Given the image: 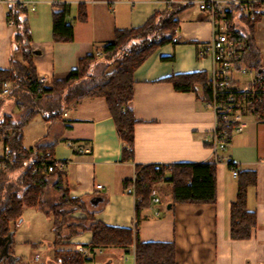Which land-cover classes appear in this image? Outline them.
Returning a JSON list of instances; mask_svg holds the SVG:
<instances>
[{"label":"crops","instance_id":"0c3cea01","mask_svg":"<svg viewBox=\"0 0 264 264\" xmlns=\"http://www.w3.org/2000/svg\"><path fill=\"white\" fill-rule=\"evenodd\" d=\"M11 0H0V70L11 65V58L23 60L21 49L13 39L14 27L8 17ZM30 26L32 56L40 75L47 77L46 87L55 79L66 78L77 67L79 59L103 50L112 41L117 29L141 26L157 10L169 6L165 0H25ZM70 6L67 16L73 25L71 41L53 39V4ZM85 4L87 19L78 18L79 4ZM224 3L212 13L200 9L196 2L181 11L177 18V41L157 47L134 72L133 158L123 159L124 141L120 137L104 96L84 97L70 103L63 114L46 120L37 114L24 127L23 145L30 148L41 142L51 145L54 158L66 162L64 185L69 195L83 200L95 217L106 224L133 227L136 196L126 190L125 182L136 175L137 164H172L176 162L215 161L210 146L215 127V112L195 91H178L165 77L184 72H206L214 62L211 56L199 57L198 45L209 41L221 25L224 14L232 21L233 33L249 40V46L237 64L235 81L242 87L253 78L255 64L264 68V54L251 32V23L240 11ZM232 10V12H230ZM261 17L264 8L259 11ZM231 14V15H230ZM257 19V18H256ZM259 19V20H260ZM247 31L250 34H247ZM252 37V41L250 39ZM258 56L256 58V51ZM240 67L250 69L242 73ZM259 73V72H258ZM3 96L0 83V97ZM250 119V117H252ZM250 142L257 150L254 157L235 159L227 146V159L217 164V199L213 203H173V185L155 190L162 202L150 203L141 210L139 235L143 241H175L177 264H264V116L249 108L245 111ZM251 130H247L248 124ZM91 147L90 151L73 150L68 141ZM2 141L0 140V146ZM77 148V147H76ZM239 169H255L257 184L249 186L247 206L256 211L257 224L246 239H234L230 234L231 203L237 196L238 178L233 176L228 162ZM167 182V181H166ZM97 183L104 187L96 188ZM51 189H54L50 187ZM50 188L47 191L49 198ZM56 191V190H55ZM55 197L60 194L56 191ZM53 195V197H54ZM50 199V198H49ZM52 199L53 201L58 200ZM155 210L160 213L155 214ZM78 215V211L75 212ZM11 234L9 256L0 264H32L36 252L46 255L49 264L55 248L90 247L92 231L73 235L53 246V220L44 210L26 207L17 223L9 224ZM3 244H0V249ZM84 255L83 264H135L133 245L94 247Z\"/></svg>","mask_w":264,"mask_h":264},{"label":"trees","instance_id":"16d2710c","mask_svg":"<svg viewBox=\"0 0 264 264\" xmlns=\"http://www.w3.org/2000/svg\"><path fill=\"white\" fill-rule=\"evenodd\" d=\"M193 2L194 0H181L155 11L141 26L117 29L114 39L103 46L102 56L95 53L81 57L77 67L66 78L55 79L51 87L44 86L42 89L38 88L37 70L32 59L35 50L30 46L27 8L16 0L9 2L8 17L14 27L13 39L19 44L17 48L21 49L23 60L11 58L10 67L0 70V79L12 83L9 92L0 97V140L8 146L10 155L15 159L12 165L0 170V191L6 190L5 194L0 195V234L10 233V222L20 221L23 210L32 206L51 216L55 247L75 234L91 230V249L133 245L135 264H177L175 241L141 240V210L150 203L152 190L162 181L172 183L173 203L215 202V161L137 164L134 226L119 227L97 219L83 200L69 195L68 188L64 185L65 169L56 166L52 172H48L39 167V164L29 162L31 151L23 145V136L24 127L37 114L46 120H54L73 101L101 95L106 98L119 135L124 141L123 159H132L130 147L133 146L134 125L137 122L133 114L134 72L157 47L172 41L180 25L177 15L193 5ZM231 9L237 10L238 5L232 3ZM69 11L70 6L65 2L53 4L55 41H71L74 38L73 25L67 20ZM260 15L257 12V18ZM78 18L87 19V9L83 3L79 4ZM255 56L257 58L258 50ZM259 61L257 58L254 64L257 70L261 68ZM259 74L264 77V72ZM164 80L170 81L178 91H195L201 100L208 102L212 98L211 89L206 85V72L176 73ZM12 101L20 110L19 118L16 119L5 112L7 104ZM253 111L264 116V99L255 104ZM36 145L43 150H51V145H45L42 141ZM228 166L230 169H238L237 196L231 203L230 234L234 239L250 238L257 224V215L256 211L247 206V193L249 186L257 184V171L239 169L232 161L228 162ZM15 170H20V173L11 182L8 174ZM130 182L131 180H127L125 185L128 186ZM50 187L60 194L58 201L47 198ZM76 211H81L85 216L70 220L69 214ZM86 259L76 249L55 248L51 263L83 264Z\"/></svg>","mask_w":264,"mask_h":264},{"label":"built area","instance_id":"2783aa9c","mask_svg":"<svg viewBox=\"0 0 264 264\" xmlns=\"http://www.w3.org/2000/svg\"><path fill=\"white\" fill-rule=\"evenodd\" d=\"M25 7L28 2L25 0H16ZM56 1V0H54ZM168 5H172L181 0H165ZM197 6L202 10H210L215 12L216 8L224 3H235L238 5L240 13L249 21L256 20L257 12L264 8V0H194ZM12 23V21H10ZM232 21L224 14L221 18V25L216 28L212 38L209 41L198 45L197 52L199 57L211 56L214 62L211 73L209 74L206 85L211 89L212 98L208 104L215 112V127L213 130L210 146L215 153V161L224 159L219 153L225 151L232 136L235 133L243 132L247 126L245 119V111L249 108L253 109L256 103L264 99V77L256 70L252 73L253 78L242 87H239L235 81V72L237 64L243 57L249 46V40L245 37L234 35ZM179 35L175 33L173 41H177ZM98 56L103 55V50H98ZM242 73L250 72L246 67H240ZM47 82L45 75H40L37 79L38 88L42 89ZM2 92L8 93L11 82L1 80ZM63 114H67L64 111ZM68 145L73 150L90 151L91 147L87 145L80 146L75 141H68ZM77 147V148H76ZM133 150V146L130 147ZM31 158L29 162L39 164L48 172H52L56 166L65 169L66 162L56 160L51 150H43L37 145L30 147ZM15 159L10 155L8 146H0V170H5L9 165L14 163ZM233 176H238V169L232 168ZM137 175L133 177L129 185L126 187L127 192L135 194V181ZM104 187L103 183H97L96 188ZM151 200L154 204H159L162 199L159 193L153 189ZM159 214L158 210L154 211ZM76 250L84 255L92 252L90 247L79 245ZM32 264H49L46 255L36 252L32 258Z\"/></svg>","mask_w":264,"mask_h":264},{"label":"rangeland","instance_id":"374dc122","mask_svg":"<svg viewBox=\"0 0 264 264\" xmlns=\"http://www.w3.org/2000/svg\"><path fill=\"white\" fill-rule=\"evenodd\" d=\"M257 17V16H256ZM260 16L254 20L252 22V27H251V32L252 34L255 35V40L257 42V44L259 45L261 51L264 54V15L261 17ZM247 34L249 35L250 32L247 31ZM112 67L109 68V70H111ZM12 84V83H11ZM5 112L9 115L12 116V119H16L19 118L20 115V110L18 109V107L13 103V101L11 103H8L6 108H5ZM252 117H250V119H252ZM251 122L248 124L247 130H251ZM250 138L248 137V132H244V133H239L234 135L233 138V142L229 145L228 149L229 151L232 152L233 156L235 159H249L254 157V154H256V146L255 144H253L252 142H250ZM224 155L227 156L228 150L226 149L225 151H223ZM223 155L224 159H227L225 156ZM20 170H15L11 173L8 174V180L13 182L16 180L17 176L19 175ZM163 186H166L169 190H170V184L166 181H162L156 184V188L159 189ZM22 189V188H21ZM19 189V190H21ZM0 195L1 194H5L6 190H2L0 191ZM56 191L54 189L50 188V193H49V198L52 199H57L58 197H55ZM54 195V197H53ZM59 200V199H57ZM85 216L84 213H82L81 211H78V215L77 214H69V219L71 220L74 217H83ZM65 231V230H64ZM53 256V255H52Z\"/></svg>","mask_w":264,"mask_h":264},{"label":"water","instance_id":"95a60500","mask_svg":"<svg viewBox=\"0 0 264 264\" xmlns=\"http://www.w3.org/2000/svg\"><path fill=\"white\" fill-rule=\"evenodd\" d=\"M258 72H264V68H259ZM11 242V234L6 237H2L0 244H3V248L0 249V261H4L9 256V243Z\"/></svg>","mask_w":264,"mask_h":264}]
</instances>
